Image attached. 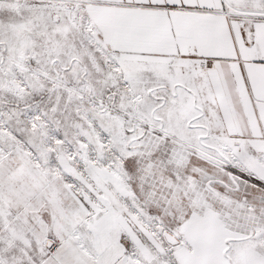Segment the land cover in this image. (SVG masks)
<instances>
[{"label": "snow or ice", "instance_id": "snow-or-ice-1", "mask_svg": "<svg viewBox=\"0 0 264 264\" xmlns=\"http://www.w3.org/2000/svg\"><path fill=\"white\" fill-rule=\"evenodd\" d=\"M0 264H264V0H0Z\"/></svg>", "mask_w": 264, "mask_h": 264}]
</instances>
